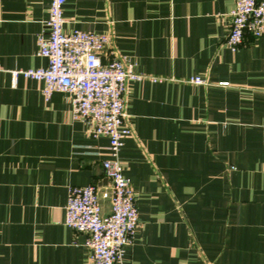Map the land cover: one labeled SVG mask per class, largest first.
Wrapping results in <instances>:
<instances>
[{
	"label": "crops",
	"instance_id": "crops-1",
	"mask_svg": "<svg viewBox=\"0 0 264 264\" xmlns=\"http://www.w3.org/2000/svg\"><path fill=\"white\" fill-rule=\"evenodd\" d=\"M48 5L0 0V264H90L86 233L64 223L67 188L107 182V136L90 135L63 92L44 98L41 80L10 79L45 66ZM232 5L63 2V30L107 33L102 59L142 74L126 81L118 150L137 225L115 264H264V33L230 50Z\"/></svg>",
	"mask_w": 264,
	"mask_h": 264
},
{
	"label": "built area",
	"instance_id": "built-area-1",
	"mask_svg": "<svg viewBox=\"0 0 264 264\" xmlns=\"http://www.w3.org/2000/svg\"><path fill=\"white\" fill-rule=\"evenodd\" d=\"M63 2L49 0L44 20L46 32L37 35L36 53L45 58V66L11 68L10 79L14 82L20 74L41 80L44 98L53 91L63 92L72 117L82 120L90 135L107 136L109 157L101 161L107 182L103 186L92 182L68 186L64 223L86 233L90 264H115L137 225L133 191L122 172L118 150L122 137L130 133L123 110L126 81L140 79L142 74L135 72L124 57L102 59L109 41L107 33L63 30ZM229 15L224 43L230 50L241 43L245 32L253 37L264 33V0H233ZM189 80L204 81L199 75ZM101 198L108 201L104 213Z\"/></svg>",
	"mask_w": 264,
	"mask_h": 264
}]
</instances>
